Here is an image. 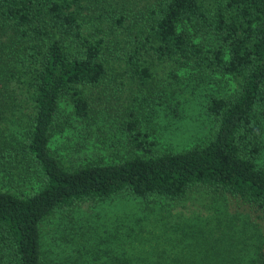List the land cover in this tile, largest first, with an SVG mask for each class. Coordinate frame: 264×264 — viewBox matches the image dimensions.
<instances>
[{
    "label": "trees",
    "instance_id": "1",
    "mask_svg": "<svg viewBox=\"0 0 264 264\" xmlns=\"http://www.w3.org/2000/svg\"><path fill=\"white\" fill-rule=\"evenodd\" d=\"M124 3L0 0V122L19 128L0 132V171L37 184L0 187V264H72L49 247L45 221L117 197L148 208L205 193L228 202L245 231L264 222V0ZM163 78L180 93L224 87L205 99L209 125L188 147L161 146L136 114V100H153ZM63 97L85 119L94 102L105 114L123 106L125 153L65 164L49 146L70 125ZM189 233L179 240L188 253L134 262L115 254L102 264H264L263 237L250 254L225 255L223 243L232 249L244 233H227L218 246Z\"/></svg>",
    "mask_w": 264,
    "mask_h": 264
},
{
    "label": "rangeland",
    "instance_id": "2",
    "mask_svg": "<svg viewBox=\"0 0 264 264\" xmlns=\"http://www.w3.org/2000/svg\"><path fill=\"white\" fill-rule=\"evenodd\" d=\"M125 3L140 8L145 0H125ZM159 88L153 100L141 106V96L136 100V114L142 127L161 146L172 149L190 146L202 137L209 125L203 109L205 99L211 90L224 87L207 83L195 91L184 88L180 93L174 81L163 78ZM175 98L179 99L177 106ZM61 106L66 116L69 115L70 125L62 132H55L49 146L65 164L92 158L110 161L125 153L124 131L119 124L123 119V106L105 114L104 105L94 102L97 111L86 119L70 113L71 105L65 97L61 99ZM18 129L10 121L0 122L2 134H15ZM0 187L19 192V189L36 188L37 184L0 171ZM230 210L228 202L205 193H194L179 203L158 201L148 208H143L132 197H117L103 203L79 205L67 215L58 212L45 221L43 229L45 240L55 244L49 247L72 264H102L115 254L131 257L132 262L140 259L137 258L140 255L164 253V250L185 254L188 250L179 240L191 231L202 239L209 238L207 243L212 242L211 238H218L216 246L227 233L235 237L244 233V242L232 249L223 243V251L227 255L243 249L239 253L250 254L252 242L264 238V222L247 225L245 231L241 219Z\"/></svg>",
    "mask_w": 264,
    "mask_h": 264
}]
</instances>
